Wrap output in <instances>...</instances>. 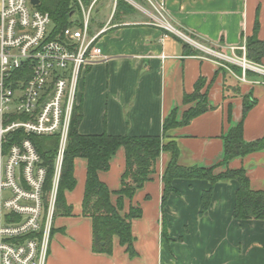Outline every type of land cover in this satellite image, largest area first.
Wrapping results in <instances>:
<instances>
[{
  "label": "crops",
  "instance_id": "obj_1",
  "mask_svg": "<svg viewBox=\"0 0 264 264\" xmlns=\"http://www.w3.org/2000/svg\"><path fill=\"white\" fill-rule=\"evenodd\" d=\"M133 3L143 12L136 14L132 9L114 17L116 0H104L101 14L90 20V34L106 28L98 46L107 61L82 73L78 133L162 136L163 122L172 110H177L180 121L183 112L195 105H184L183 97L191 94L198 79L203 78L212 109L187 126L170 130L163 142L176 143L182 167L213 168L214 174L244 168L251 189L264 191V149L222 164V137L241 121L246 95L254 105L243 122V139L251 143L264 137V75L249 72L242 83L237 79L241 70H228L199 49L230 58L240 56L238 48L252 35L255 20L259 23L257 37L263 41L264 0ZM184 44L196 52L184 48ZM169 160L170 154L162 152L151 180L135 192L132 200L123 201L122 215L130 207L141 210L140 218L131 222L136 256L130 258L117 238L110 256L92 252L91 221L82 216L86 161L75 159L76 184L65 194L72 213L53 219L46 264H264V221H238L232 216L235 181L216 183L210 206L200 215V197L210 183L174 180V191L162 207L161 176ZM124 167L125 154L120 148L110 160L108 171L98 174L110 192L120 188ZM116 200L117 196L111 195L113 204Z\"/></svg>",
  "mask_w": 264,
  "mask_h": 264
},
{
  "label": "built area",
  "instance_id": "obj_2",
  "mask_svg": "<svg viewBox=\"0 0 264 264\" xmlns=\"http://www.w3.org/2000/svg\"><path fill=\"white\" fill-rule=\"evenodd\" d=\"M95 2L87 9L79 3L80 28H67L62 39H52L50 16L37 10L38 5L0 0V264L47 263L80 77L87 68L107 61L98 46L106 28L89 32ZM238 49L240 56H224L238 63L242 75L237 79L245 83L246 72L264 75V67L246 60L245 44ZM34 138L55 140L48 192L46 168Z\"/></svg>",
  "mask_w": 264,
  "mask_h": 264
},
{
  "label": "trees",
  "instance_id": "obj_3",
  "mask_svg": "<svg viewBox=\"0 0 264 264\" xmlns=\"http://www.w3.org/2000/svg\"><path fill=\"white\" fill-rule=\"evenodd\" d=\"M94 0H40L37 10L50 16L53 30L52 39H62L67 28L82 26L80 4L88 8ZM132 8L124 0H116L114 17L121 12H129ZM259 23L255 20L252 35L245 40V57L247 61L260 64L264 61V40L257 37ZM184 48L196 52L188 45ZM242 53L240 52L239 55ZM237 68V67H236ZM232 68L234 72L240 68ZM223 70V69H222ZM249 72H246V75ZM239 81H237V84ZM206 81L199 78L194 91L184 95L183 104L195 105L183 112L181 120L177 119V110L174 109L165 118L162 126V136L129 137L110 136L106 133L100 135L83 136L78 133V126L82 119L81 106H76L70 125L68 142L62 162L61 174L53 211V219L68 217L72 208L66 203L65 194L74 189V161H86V177L82 199V216L90 219L92 229V252L110 256L113 252V241L117 238L121 247L130 258L136 256L133 247L132 235L133 219L140 218L141 210L130 207L128 213L122 215L124 199L132 200L135 192L151 180L155 173L156 161L162 152L170 154L169 163L161 176L163 185L161 205L165 206L169 195L174 191V180H204L210 183V188L200 197L199 214L203 215L209 208L213 194V187L218 182L233 180L237 183L233 218L238 221L260 220L264 221V191H254L250 187V180L244 168L236 170L226 169L219 174L213 173V168H200L196 166L182 167L178 164L179 152L174 141L163 142L166 134L175 128L184 127L192 120L212 109L207 103ZM238 88V85H236ZM233 90H237L236 88ZM254 105L248 95L242 99V119L232 125L222 137L224 153L222 164H227L234 158L245 156L264 149V137L258 141L246 143L243 139V122ZM227 121L230 122V109L227 112ZM45 138L44 142L33 139L36 149L46 168V181L44 190H50L53 179V162L56 152L55 140L53 145ZM52 139V138H51ZM49 141V142H48ZM122 148L125 154V167L121 175L120 188L110 192L106 185L100 181L98 174L108 171L110 160ZM111 195L117 196L116 203L111 202ZM54 230L52 229L51 235Z\"/></svg>",
  "mask_w": 264,
  "mask_h": 264
},
{
  "label": "rangeland",
  "instance_id": "obj_4",
  "mask_svg": "<svg viewBox=\"0 0 264 264\" xmlns=\"http://www.w3.org/2000/svg\"><path fill=\"white\" fill-rule=\"evenodd\" d=\"M127 2V4L132 8V9H135V12H136V14H139L141 11L143 12V10L141 9V8H138L137 6H135L134 5V3H133V0L132 1H130V0H126ZM134 7H132V6ZM103 6H104V0H99L97 3H95L94 4V6H93V8L91 9V13H90V20L93 18L94 19V17H96V15L99 13V14H101V12L103 11ZM144 6V5H143ZM29 9L32 11V10H34L32 7H29ZM85 9H87V8H85ZM53 30V25H52V23H51V25H50V27H49V32L50 31H52ZM189 37V36H188ZM190 38V37H189ZM192 40H195V39H193V38H191ZM190 42V41H189ZM191 43V42H190ZM199 49H201L202 51H204V52H206V53H208L210 56H212V57H214L219 63H221L222 64V66H226L228 69H232V68H238L239 66H238V63L237 62H233V61H229V60H227L224 56L225 55H222V54H219V53H213V52H211V51H205L204 49H202V48H199ZM236 57H238V54H236ZM231 58H234V57H231ZM251 64H254V65H256V66H260V67H264V61L262 62V63H260V64H256V63H253V62H251V61H249ZM236 68V69H237ZM233 71V70H232ZM234 72V71H233ZM81 79H82V75H81V77H80V81H81ZM38 140H39V142L41 143V142H44V140H45V138H37ZM49 141L51 142V145H53V139H49ZM48 141V142H49ZM51 240H52V237H51ZM49 250H50V244H49ZM48 250V251H49Z\"/></svg>",
  "mask_w": 264,
  "mask_h": 264
},
{
  "label": "water",
  "instance_id": "obj_5",
  "mask_svg": "<svg viewBox=\"0 0 264 264\" xmlns=\"http://www.w3.org/2000/svg\"><path fill=\"white\" fill-rule=\"evenodd\" d=\"M31 3H32L33 5H38L39 1H38V0H31Z\"/></svg>",
  "mask_w": 264,
  "mask_h": 264
}]
</instances>
